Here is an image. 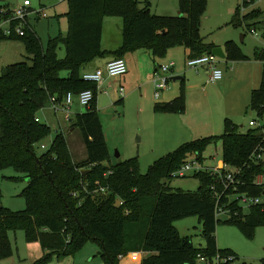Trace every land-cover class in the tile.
<instances>
[{
    "label": "trees",
    "instance_id": "1",
    "mask_svg": "<svg viewBox=\"0 0 264 264\" xmlns=\"http://www.w3.org/2000/svg\"><path fill=\"white\" fill-rule=\"evenodd\" d=\"M68 1V31L50 38L46 47L29 25L23 36L0 33V39L21 38L30 54L27 60L7 66L6 74L0 72V169L12 167L22 174L21 179L28 180L22 193L26 209L0 207V261L12 256L9 232L17 229L25 231L28 241L40 242L44 250L33 264H49L53 254L75 253L91 239L100 242L104 264H122L121 257L137 251L148 252L140 264H199L200 255L213 259L218 253L234 257L231 250L218 248L216 231L221 219L216 216L217 197L212 189L215 185L222 190L217 175L195 173L200 184L193 191L173 188L170 182L190 156L202 161L207 146L221 140L223 162L240 168L246 181L241 192L261 195L264 189L252 184L255 176L264 172V163L251 159L261 141L260 128L243 133L226 118L220 136L184 142L151 164L147 173L140 171L137 157L107 165L110 152L97 109V84L83 79L90 63L109 55L124 57L148 49L155 57H164L179 45L187 49L188 58L212 53L216 45L205 42L201 33L208 1L180 0L182 16L153 14L148 1L145 7H140L139 0ZM5 9L6 14L11 12L8 5ZM259 13L253 10L244 19ZM108 16L122 18V43L114 50L103 47ZM61 46L66 49L65 57L59 56ZM225 53L231 61L249 59L231 41ZM254 57L264 62V49L255 51ZM87 89L93 90L94 98L73 120V127L82 133L87 158L74 161L63 132H56L50 147L40 151L52 132L46 122L36 120L40 110L52 97L62 102L67 93ZM250 107L264 126V71L260 87L252 91ZM154 109L184 113L183 92L172 101L157 102ZM85 169L90 171L83 173ZM231 194L228 191L221 199L229 209L227 221L252 237L255 229L264 225V210L253 207L246 214ZM192 215L199 216L202 223L204 247L195 246L191 237L183 236L175 226L177 220ZM138 256L131 254L130 258Z\"/></svg>",
    "mask_w": 264,
    "mask_h": 264
},
{
    "label": "rangeland",
    "instance_id": "2",
    "mask_svg": "<svg viewBox=\"0 0 264 264\" xmlns=\"http://www.w3.org/2000/svg\"><path fill=\"white\" fill-rule=\"evenodd\" d=\"M32 1L37 6L43 4L48 14V17L38 14L29 16L31 24L29 25L37 31L43 46L46 47L50 38L60 33L66 34V13L69 10V1ZM146 1H148L153 14L183 15L180 9V0H139L140 7H145ZM207 1V9L201 26V33L205 42L214 43L225 51L227 43L231 41L236 43L244 53L251 55L255 54L257 50L264 49V0H252L246 4L244 0ZM22 3L23 0H0V6L4 8L6 5L11 8ZM238 7H240L239 16L236 17ZM253 10H259L260 13L255 17L244 19V16L250 14ZM251 28H255L256 32H252ZM103 39L105 47H117L122 43L121 17L108 16L106 18ZM185 50L182 45L175 46L170 48L164 57H156L155 61L150 56L148 61L155 67L156 62L167 64L172 61L171 59H174L177 63L175 69L182 72L181 75L186 76L185 82L181 83L182 80L173 79V77L179 75L178 72L172 71L168 73L171 90L177 88V95L179 96L183 92L186 99L187 111L185 110L183 115L177 113L178 116L174 117L176 122L183 123L185 127L191 124L200 125V129L195 135L205 131L204 122L214 121L213 125H210V128L204 132L206 134H198L200 136L186 138L185 140H183L184 138H169L171 135L168 132L169 129L162 126L159 119L161 115L154 111L156 86H153L152 89L148 87L146 90L139 88L132 90L124 83L125 92L122 95L119 90L120 81H122L124 76L111 78L110 81L114 87L110 89L106 87V91H99L97 98L98 110L101 112L100 118L110 139L111 155L106 161L107 165H116L121 160L137 157L140 171L147 173L151 164L160 157L174 151L184 142L206 135L220 136L224 132L225 119L227 117L230 118L225 113L229 110L230 104L233 105L231 103L232 91H236L237 85L234 84L231 87L222 88L219 86L221 80L209 82L208 74L202 67L196 70L187 64L188 55ZM58 53L60 57H65V47L61 46ZM170 54L174 56H170ZM29 56L27 47L21 38L0 39V72H3L7 66L13 63L27 60ZM99 59L101 60L102 58ZM126 60H128V67L131 65L132 69H134V59L131 55H128ZM225 60V58H219L220 66H223L222 64ZM63 74L66 75L67 73L63 72ZM202 74L204 76L203 79L201 77ZM193 81L200 84L195 87H189ZM165 92H168V90H163L161 97H163ZM121 98H123V102H117ZM44 108L46 110H41L39 113L42 118L44 114L49 116V118H46V122L52 130L51 134L42 142L47 149L55 137V128L58 122L50 106H45ZM86 109L87 107L79 103L78 95L74 94L71 112L79 113L86 111ZM241 112L243 119H234L240 126V131L247 132L250 129L251 126H249L248 122L251 117L263 121L251 107L247 109L244 107ZM241 124L244 126L241 127ZM66 136L74 161H83L87 156V151L80 129L77 128L73 133H67ZM42 149L40 148V151ZM222 158V141L218 140L207 146L203 154V160L199 163L205 166H219L223 161ZM19 176H22V174L12 167L0 169V207L3 206L13 211L26 209L27 201L22 194L26 187V179H21ZM199 184L200 179L198 176H194V172H190L187 176H174L170 182L173 188L191 191L196 190ZM243 209L246 214L249 213V208L243 207ZM228 218L227 214L219 215L221 221L216 231L218 248L231 250L234 255L228 264H264V225L257 227L254 235L250 237L236 224L228 222ZM175 226L183 236L191 237L195 246H205L206 240L202 233V223L199 216L192 215L179 219L175 222ZM9 237L13 247V254L9 258L0 261V264H33L34 261L44 254L40 242L28 241L23 229L11 230ZM218 255L221 254L218 253L213 258L214 264H219ZM221 256L230 257L227 255ZM224 260L225 258H220V263ZM198 263L205 264L200 260ZM49 264H104L102 246L97 240L91 239L75 253L63 256L53 254Z\"/></svg>",
    "mask_w": 264,
    "mask_h": 264
},
{
    "label": "built area",
    "instance_id": "3",
    "mask_svg": "<svg viewBox=\"0 0 264 264\" xmlns=\"http://www.w3.org/2000/svg\"><path fill=\"white\" fill-rule=\"evenodd\" d=\"M250 1V0H249ZM248 1V2H249ZM32 14H38L43 17H48L47 12L43 6L38 8L33 7L31 0H24L21 5L11 7V12L6 14V9L2 8L0 10V33L6 36H23L25 35V27L28 24V18ZM19 22H18V21ZM17 21V23H13ZM256 32L255 30H251ZM219 57L214 53H207L198 57L188 58L187 64L194 68L198 69L200 67L208 66V81L209 82H218L222 80L224 73L223 70L218 66ZM174 63L160 64L156 69L155 76V86H156V97H159L163 90L169 88L170 77L168 73L171 72ZM128 72V64L123 57H116L111 59L106 63L105 66L96 68L93 71H87L83 74V79L87 82L96 83L97 86H100L107 77H119L125 76ZM124 87H121L120 93L124 95ZM79 102L85 107H89L93 98L94 92L91 89H87L78 94ZM74 93L69 92L65 95L62 102H57V100L52 97L51 104L52 108L57 112H62L64 114V119L66 122H72L73 117L71 113V106L73 104ZM37 121L40 120V117L36 118ZM250 125L253 128H260L261 131V141L256 146L252 152L251 159L258 163H264V126L263 122L259 120H252ZM42 148L46 149V146L42 144ZM200 160L196 156H190L182 166L175 171L174 176H187L190 172H210L213 175H217V179L222 185V190L218 189L215 185L212 186V189L215 192L217 197L216 205V216L219 218L221 214H229V209H227L223 204H221V199L224 194L228 191L232 192L231 195L233 199L238 200L239 204L242 207L253 208L260 207L264 210V192L261 195L252 194L249 191H242L241 187L246 184V181L242 178V173L240 168L231 167L224 162L221 166H205L201 165ZM253 187L263 188L264 189V172L258 174L253 179ZM228 195V194H227ZM118 204H122L121 200L117 201ZM219 257V264L229 262L232 256L230 257ZM220 258H225L224 261H221ZM200 261H203L205 264H214L213 259L206 258L200 255Z\"/></svg>",
    "mask_w": 264,
    "mask_h": 264
},
{
    "label": "crops",
    "instance_id": "4",
    "mask_svg": "<svg viewBox=\"0 0 264 264\" xmlns=\"http://www.w3.org/2000/svg\"><path fill=\"white\" fill-rule=\"evenodd\" d=\"M32 3H33L34 8H38L40 6H43V4H40L39 6H37V5H35V3L33 1H32ZM106 18H105V21H106ZM66 19H67V17H66ZM105 21H104V30H105ZM29 24H30V20L28 18V24L27 25H29ZM67 31H68V19H67V29L65 32L67 33ZM63 35H65V34H63ZM103 38H104V31H103ZM40 39H41V37H40ZM119 46L120 45H118L117 47H105V45L103 43V47L105 49H108V50L117 49ZM216 47H218V46H216ZM185 53L188 55L187 49L185 50ZM245 54L249 56L248 60L231 61L225 57L226 60L222 64L223 66H220V64H221L220 61L218 63V66L223 70V73H224L222 80L219 82V86H221L222 88H227V87H231V85H234V84L237 85L236 91L235 92L232 91V94H233L232 96L234 98L231 96L232 97L231 103H233V105L230 104L229 110H227L225 113L226 116H229L230 118H232L231 120L234 123H236L234 119H238V120L243 119L242 118L243 114L241 111L244 107H245V109L250 107L252 91L254 89H257L260 87V84H261L262 78H263L264 62L262 60L258 59L257 57H254V55H253L254 53L252 55L248 54V53H245ZM128 55H131V57L134 59V69H132L131 65L128 67V74L124 76L122 81H120V85H121L120 89H121V87H124V83L127 84L132 90H136L137 88L142 89V90H146L148 87H150L151 89L153 86L155 87L154 73H155L156 69L158 68V66L160 65V63L156 62L155 67H153L149 63L148 59L150 56L152 57V59H154L156 61V57L153 55V53L148 49H139V50L127 53L123 58L126 60V57H128ZM170 56H174V55L170 54ZM113 58H116V57L113 55H109L105 58H102L101 60L100 59L95 60L93 63H91L90 65H88L86 67L85 72L93 71L96 68L103 67L106 65V63L108 61H110ZM171 60H172L171 62L174 63V66L172 67L171 72L173 71V72L179 73V75L173 77V79H175L177 77H181V78H177V79L182 80L181 81V83H182L183 80H186V76L181 75L182 72H179L175 69L176 65H177L176 60H174V59H171ZM126 62L128 63V60H126ZM200 68H198L196 70H199ZM202 68L208 74V70H207L206 66H204ZM224 68H225V70H224ZM201 77L203 79V77H204L203 74ZM111 78H114V77H107L100 86H97L98 92L104 91V90L106 91L107 90L106 87L109 89L114 87V85H112V82L110 81ZM198 84H200V83H195L193 81V82H191V85H189V87L190 86L195 87V86H198ZM201 89H203V88H201ZM166 90H168V92H165L163 94V97H161V94L159 97L155 96L156 99H155L154 105L157 102L172 101L173 99H175L178 96L177 95L178 94L177 88L176 89L174 88L171 90V87L169 86V88ZM155 95H156V93H155ZM97 98H98V96H97ZM117 102H123V98L117 100ZM45 106H50V109H52L55 117L57 118L58 125H56V128H55L56 132H58V133L63 132L66 135L67 133H73V131L77 129V128L73 127V124H72L73 121L71 123L66 122L64 119V114L62 112L57 113L52 108L51 100H49ZM44 107L41 110H44V109L46 110V108H44ZM98 107H99V105L97 104V109H98ZM70 110H71V108H70ZM98 111H99V115H100L101 112H100V110H98ZM154 111H155V109H154ZM155 112L159 113L161 115L159 118L160 122H161L162 126H165L169 129L168 132H169V134H171L169 136V138L172 137V139H177V138L183 139L184 138L183 140H185L186 138H190V137L193 138L194 136H200L201 134H206L204 132H206L210 128V125H213V123H214V121L213 122L212 121L204 122L205 131H203L201 133H197V135H195L196 132L200 129V125L191 124V125H187L185 127V125L183 123L176 122L174 117L178 116L177 113H166V112H157V111H155ZM71 113H72V116H74L72 120H75L76 115L78 113H73V112H71ZM183 114L184 113H181L180 115H183ZM40 116L41 115L39 113V117ZM43 118L41 116L40 120H42V121L44 120V122H46V118H49V116L44 114ZM252 120H257V119L255 117H251L249 122H248L249 126H251L250 122ZM102 123H103V121H102ZM236 124L238 125V123H236ZM243 126L244 125L241 124V127H243ZM252 128L253 127L251 126L250 129H252ZM103 129H104V134H105V137L107 140L109 152H111L110 151V141H109L110 139H109V135H108V132L106 131L104 123H103ZM241 132H243V131H241ZM243 133H246V132H243ZM198 134H200V135H198ZM206 136H210V135H206ZM206 136H201V137H206ZM201 137H198V138H201ZM66 138H67V136H66ZM198 138H196V139H198ZM193 140H195V139H193ZM67 141H68V139H67ZM68 145H69V143H68ZM69 149H70V145H69ZM70 151H71V149H70ZM71 154H72V152H71ZM110 155H111V153H110ZM86 158H87V156H86ZM85 159H83V160H85ZM222 163H223V161H222ZM219 166H221V165H219ZM212 167H214V166H212ZM27 184H28V180L26 179V185ZM131 254H139V256L137 259H132V258H130ZM147 254H148V252H140V251L131 252L127 256L121 257V263L122 264H140L143 257Z\"/></svg>",
    "mask_w": 264,
    "mask_h": 264
},
{
    "label": "water",
    "instance_id": "5",
    "mask_svg": "<svg viewBox=\"0 0 264 264\" xmlns=\"http://www.w3.org/2000/svg\"><path fill=\"white\" fill-rule=\"evenodd\" d=\"M212 53L217 55L219 58H225L226 57V53L224 52V50L221 47H215L213 49ZM206 68H207V70L209 69L208 66H206ZM3 74H6V69L3 70ZM177 78H181V77H177ZM177 78H175V79H177ZM117 155H119V154H117ZM89 171H90V169H85V170H83V173H87Z\"/></svg>",
    "mask_w": 264,
    "mask_h": 264
}]
</instances>
